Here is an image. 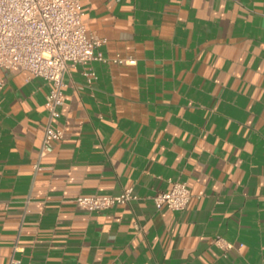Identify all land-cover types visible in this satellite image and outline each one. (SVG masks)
Listing matches in <instances>:
<instances>
[{
	"label": "crops",
	"instance_id": "obj_1",
	"mask_svg": "<svg viewBox=\"0 0 264 264\" xmlns=\"http://www.w3.org/2000/svg\"><path fill=\"white\" fill-rule=\"evenodd\" d=\"M79 3L103 59L64 73L50 153V83L0 68V264H264V0ZM169 179L181 210L150 197Z\"/></svg>",
	"mask_w": 264,
	"mask_h": 264
},
{
	"label": "built area",
	"instance_id": "obj_2",
	"mask_svg": "<svg viewBox=\"0 0 264 264\" xmlns=\"http://www.w3.org/2000/svg\"><path fill=\"white\" fill-rule=\"evenodd\" d=\"M82 14L79 0H0V68L25 70L28 76H39L50 83L44 102L47 122L39 158L50 153L62 137V130L53 120L59 116V106L64 101V73L82 65L89 83L96 77L90 63L103 59L99 47L105 38L86 31ZM34 168H41L38 162ZM169 181L167 190L156 191L150 197L157 208L181 210L189 201L190 190L184 181ZM134 197L128 187L116 194H78L73 200L78 207L92 211L124 204Z\"/></svg>",
	"mask_w": 264,
	"mask_h": 264
}]
</instances>
